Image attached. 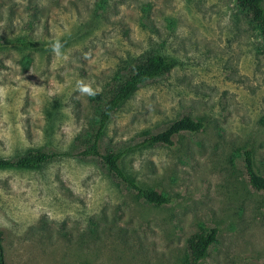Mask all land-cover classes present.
<instances>
[{"label": "rangeland", "instance_id": "374dc122", "mask_svg": "<svg viewBox=\"0 0 264 264\" xmlns=\"http://www.w3.org/2000/svg\"><path fill=\"white\" fill-rule=\"evenodd\" d=\"M236 3L0 0V158L76 153L95 95L152 54L176 60L112 115L101 143L169 203L138 198L96 158L0 169L4 264H180L202 229L217 233L198 264H264V193L242 165L251 150L264 175V43ZM18 40L56 47L20 51ZM184 116L204 129L136 147Z\"/></svg>", "mask_w": 264, "mask_h": 264}, {"label": "trees", "instance_id": "16d2710c", "mask_svg": "<svg viewBox=\"0 0 264 264\" xmlns=\"http://www.w3.org/2000/svg\"><path fill=\"white\" fill-rule=\"evenodd\" d=\"M236 7L246 11L259 31V38L264 43V0H237ZM52 44V45H51ZM46 46L30 40H18L13 47L20 51H44L45 47L53 49L55 43ZM3 43L0 42V46ZM176 60L162 54H152L131 68V73L122 79L106 94L95 95L98 106L93 120L94 129L90 135L89 143L83 149L74 152L55 151L44 152L41 150L28 151L17 158H0V169H36L45 166L56 158L84 157L99 159L108 172L120 181L128 190L138 198L150 205L160 206L169 203L168 197L158 190L143 187L123 166L125 151L102 150L101 143L106 128L112 115L144 84L167 75L175 67ZM205 124L202 120L184 116L172 122L163 131L151 135L136 147H152L155 145H174L173 138L182 133H198ZM242 165L245 171L248 185L255 191L264 193V175L256 167L254 155L251 150L245 149L242 153ZM217 231L215 229H202L186 240V249L180 264H198L208 253L215 241ZM3 234L0 231V264H4Z\"/></svg>", "mask_w": 264, "mask_h": 264}, {"label": "clouds", "instance_id": "9594fccd", "mask_svg": "<svg viewBox=\"0 0 264 264\" xmlns=\"http://www.w3.org/2000/svg\"><path fill=\"white\" fill-rule=\"evenodd\" d=\"M83 91H85V92H90L91 90H90L89 88L85 87V88L83 89Z\"/></svg>", "mask_w": 264, "mask_h": 264}]
</instances>
